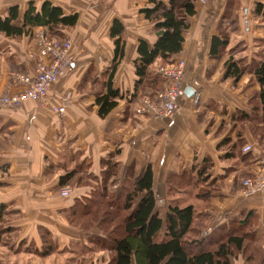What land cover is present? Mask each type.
Returning a JSON list of instances; mask_svg holds the SVG:
<instances>
[{
	"label": "crops",
	"instance_id": "crops-1",
	"mask_svg": "<svg viewBox=\"0 0 264 264\" xmlns=\"http://www.w3.org/2000/svg\"><path fill=\"white\" fill-rule=\"evenodd\" d=\"M45 2L78 16L76 27L63 32L73 41L72 67L50 91L47 107L35 102L17 110L0 107V167L7 168L0 173V204L11 212L0 264H113L111 252L90 242L104 239L103 231L76 226L71 212L78 202L98 199L100 192L106 193V201L121 202L134 175L148 167L162 217L173 190L194 205L206 195L201 210L210 222L209 237L232 228L264 235V193L247 196L243 186L246 178L258 174L264 156L261 86L254 75L264 61V21L254 9L264 0L196 2L182 52L152 66V80L139 88L138 48L141 42L155 46V25L162 21L163 10L146 18L144 10L154 7L150 0H0V17L15 6L23 17L30 3L40 8ZM116 21L124 27L125 40L124 57L113 77V90L121 98L102 118L96 102L108 92L116 56L110 33ZM236 25L245 30L237 34ZM40 29L20 38L0 33V93L8 87L11 72H32L40 60L34 40ZM215 37L228 42L218 58L210 55ZM239 43L245 54L234 59L246 73L239 81L226 79V63ZM179 58L186 61L185 83L199 93V103L185 95L167 120L137 115L138 100L159 90L153 80L157 68ZM156 80L164 85L163 79ZM64 100L69 105L61 118L50 106ZM247 145L253 151L244 154ZM70 170L79 172L75 178L81 184L69 187L70 197L63 198L59 181ZM110 170L113 174L106 179ZM47 233L53 249L43 255Z\"/></svg>",
	"mask_w": 264,
	"mask_h": 264
},
{
	"label": "trees",
	"instance_id": "trees-1",
	"mask_svg": "<svg viewBox=\"0 0 264 264\" xmlns=\"http://www.w3.org/2000/svg\"><path fill=\"white\" fill-rule=\"evenodd\" d=\"M196 1L150 0L154 7L144 10L146 18H150L158 10H163V16L162 21L155 25V46L149 48L146 42H141L138 48L136 87H142L151 79L150 70L158 61L164 64L166 60L182 52L184 34L190 29L189 19L196 15ZM254 15L264 21V3L256 4ZM77 23V15H66L60 7L50 2H45L40 8L30 3L23 17L20 16L18 6L10 8L5 17H0V33L6 37L20 38L32 36L35 28H42L51 37L60 38L65 29L74 28ZM110 35L115 39L116 56L107 82L108 92L96 102L102 118L112 112L117 106V99L121 98L119 92L113 90V77L117 65L124 57L123 25L116 21ZM227 44V41L218 37L213 38L211 57L218 58L220 50ZM245 73L246 70L233 56L227 61L226 79L239 81ZM254 75L261 86L259 97L264 118V61L255 69ZM156 76V79H163L160 75ZM156 79L153 80L157 83L156 89L160 91L164 85L160 86ZM6 171L7 168L0 167V173ZM78 173L77 170H70L62 175L60 189L79 186L81 180L75 178ZM112 174L113 170H110L105 178ZM153 182V171L148 167L134 175L124 199H120L121 202L113 198L106 201V193L100 192L101 195L95 201L76 203L70 220L81 228L95 227L103 231L104 239L94 237L90 242L111 252L113 264H231V258L235 254L248 251L246 241L249 233H241L236 228L217 236H208L210 222L201 210L208 198L206 195L204 201L194 205L191 200L177 198L178 191L173 190L170 193L172 196L168 213L162 217L157 208L159 202L153 191ZM105 190L106 186H103V192ZM10 214L8 206L0 204V247L5 235L10 232L6 218ZM49 243L47 233L44 235L43 255L52 251L49 250L52 247ZM260 258L264 262V257Z\"/></svg>",
	"mask_w": 264,
	"mask_h": 264
},
{
	"label": "built area",
	"instance_id": "built-area-1",
	"mask_svg": "<svg viewBox=\"0 0 264 264\" xmlns=\"http://www.w3.org/2000/svg\"><path fill=\"white\" fill-rule=\"evenodd\" d=\"M206 0H197L205 3ZM35 48L39 61L34 65L32 72L15 70L10 73L8 87L0 93V107L20 109L28 102H35L44 108L49 105V93L72 67L73 41L67 36L60 38L51 37L44 29H40L35 36ZM158 75L164 80V88L154 95L142 96L135 105V113L140 116H149L155 120H167L174 116L179 107V102L185 97L187 89L185 83L186 61L179 58L169 61L164 66L157 68ZM194 104L200 101V95L195 91ZM68 100L59 105H52L51 111L64 118L67 113ZM253 151L251 145L243 148L244 154ZM259 172L243 181L247 189L246 195L264 193V156L259 160ZM70 188L61 191V197L68 198Z\"/></svg>",
	"mask_w": 264,
	"mask_h": 264
},
{
	"label": "rangeland",
	"instance_id": "rangeland-1",
	"mask_svg": "<svg viewBox=\"0 0 264 264\" xmlns=\"http://www.w3.org/2000/svg\"><path fill=\"white\" fill-rule=\"evenodd\" d=\"M242 27L243 28H239L237 25L235 26L237 34H240L245 30V27ZM234 48L235 49L232 50L233 58H242L245 54L244 44L239 43ZM248 233L249 237L246 241L248 251L235 254V256L231 258V264H264L260 258L264 257V235L254 232L253 229H248Z\"/></svg>",
	"mask_w": 264,
	"mask_h": 264
},
{
	"label": "water",
	"instance_id": "water-1",
	"mask_svg": "<svg viewBox=\"0 0 264 264\" xmlns=\"http://www.w3.org/2000/svg\"><path fill=\"white\" fill-rule=\"evenodd\" d=\"M194 94H195V91H194V89H192L191 87H188V88L186 89L185 95L191 97V96H193Z\"/></svg>",
	"mask_w": 264,
	"mask_h": 264
}]
</instances>
